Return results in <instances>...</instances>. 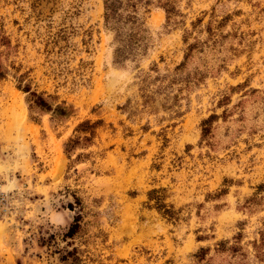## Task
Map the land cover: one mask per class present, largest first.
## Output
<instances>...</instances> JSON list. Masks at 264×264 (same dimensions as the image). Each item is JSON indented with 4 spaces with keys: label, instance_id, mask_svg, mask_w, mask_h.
I'll return each instance as SVG.
<instances>
[{
    "label": "rangeland",
    "instance_id": "rangeland-1",
    "mask_svg": "<svg viewBox=\"0 0 264 264\" xmlns=\"http://www.w3.org/2000/svg\"><path fill=\"white\" fill-rule=\"evenodd\" d=\"M117 1L0 0V264H264V0Z\"/></svg>",
    "mask_w": 264,
    "mask_h": 264
},
{
    "label": "trees",
    "instance_id": "trees-1",
    "mask_svg": "<svg viewBox=\"0 0 264 264\" xmlns=\"http://www.w3.org/2000/svg\"><path fill=\"white\" fill-rule=\"evenodd\" d=\"M118 1L117 0H105V9H106V23L114 25V23L119 22L116 20L117 12H118ZM7 70H3V66L0 63V77L4 78ZM26 89V88H24ZM26 92H28V89H26ZM36 96V95H34ZM35 104L38 107H48L45 101L41 98L36 96ZM80 229V226L78 224L73 225L70 230L67 233L68 238H72L76 235L78 230ZM70 256H73V252L68 253Z\"/></svg>",
    "mask_w": 264,
    "mask_h": 264
}]
</instances>
